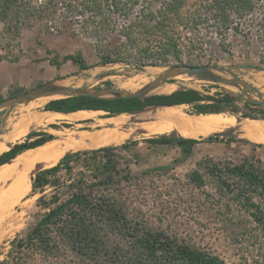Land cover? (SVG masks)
I'll return each instance as SVG.
<instances>
[{"label":"rangeland","instance_id":"rangeland-1","mask_svg":"<svg viewBox=\"0 0 264 264\" xmlns=\"http://www.w3.org/2000/svg\"><path fill=\"white\" fill-rule=\"evenodd\" d=\"M197 3V0H190V7L186 8L188 14L191 15L196 9ZM15 6L16 4L11 5L12 9L3 8L0 1V62L9 63L10 68H16L17 71V78L9 80L7 70H2V98L11 97L20 89L31 90L55 77L67 79L65 83L69 86L92 89L107 87L109 82L108 86L126 89L122 86L127 78L139 73L132 64L99 63L94 40L72 36L73 25L69 22L50 23L47 19L26 17L21 13L15 16L12 12ZM199 17L203 20L196 28V36L181 30V43L173 53L167 55L165 65H205L222 69L243 79L250 87L197 81L195 77H179L169 83L174 85L175 90L194 88L205 95H228L232 99V107H226L223 112L235 115L237 120L245 117L264 119V0H255V7L243 15L229 12L228 28L221 31L224 34L216 32L211 13L201 11ZM75 53L81 54L84 63L89 65L87 69L79 70L72 62L62 61L65 55ZM13 59L16 61H9ZM53 62L60 65L55 66ZM68 67L73 69L67 71ZM169 83L163 85L168 86ZM136 87L138 86L132 88ZM51 99L41 97L0 109V146L7 144L8 150L14 143L24 141L28 133L46 129V124H35L23 134L32 115L40 114L44 104ZM183 109L186 113L193 111L189 106ZM71 129L75 131L76 127ZM227 129L232 134L218 136L211 141H206L210 134L202 136L200 139L203 140L195 147L194 154L172 168L169 167L170 164L160 167L151 161L144 162V149L134 148L133 152L113 149L112 157L119 164V172L113 175L106 192L124 203L125 211L132 220L144 222L149 227L161 230L187 244L215 253L227 264H264L263 225L244 212L230 194L223 195L216 190L213 181L203 169L208 161L232 165L243 159L264 167V143L246 139L236 126ZM261 134L264 135V132ZM17 135L21 138L13 140ZM74 135L68 134L65 138L62 134L60 137L67 142L74 141ZM79 150H82L81 147L67 152ZM101 159L100 156L91 160L82 155L78 160H72V170L61 171L59 185L48 187L44 192H36L34 195L30 193V177L38 167L47 166L37 163L31 169L28 168L29 170L23 169L29 177L28 191L22 192L23 195H15V199L13 197L10 202H0V207H6V211L9 209L8 212H11L13 209V217L15 216L8 222L12 223L11 226L7 225L0 234V261L8 255V242L15 237L22 238L43 214V208L35 204L36 198L44 194L46 198L58 195L65 199L70 191V182L79 178L86 182L94 180L93 165ZM123 168L130 171V179L120 180V176L124 174ZM195 169H199L203 175L204 185L201 188H196L188 179V174ZM13 179L8 177L0 181V195L3 190L8 189ZM99 191L97 187L94 188V195L99 194ZM260 207L264 212V200H260ZM66 256L68 259L72 255L68 253ZM53 263L52 260L45 262L35 256L23 264Z\"/></svg>","mask_w":264,"mask_h":264},{"label":"trees","instance_id":"trees-1","mask_svg":"<svg viewBox=\"0 0 264 264\" xmlns=\"http://www.w3.org/2000/svg\"><path fill=\"white\" fill-rule=\"evenodd\" d=\"M0 1L3 8L16 4L15 10H12L15 16L21 13L26 17L47 19L50 23L69 22L73 25L72 36L94 40L101 64L120 62L132 65H165L167 55L173 53L181 43V30L196 36V28L203 20L199 17L201 11L211 13L216 32L224 34L221 31L228 28L229 12L243 15L255 7V0H197L196 9L190 15L186 11L190 7V0ZM113 39L116 41L113 42ZM62 61H70L82 70L89 67L80 53L67 54ZM53 64L60 65L58 62ZM173 81L170 79L167 82ZM20 91L22 89L16 93ZM2 99L0 95V101ZM183 103H194L190 113L195 114L219 113L226 107H232V99L228 95H205L194 88H181L169 94H154L142 99L62 97L46 102L43 110L65 113L80 109L103 110L107 116H112L141 110L146 106ZM50 126L55 127L54 124ZM216 138L209 135L206 141ZM52 139L53 136L45 132L28 133L24 141L14 143L0 153V166L10 163L23 151ZM201 140L176 136L174 133L147 139L153 144L177 145L181 148V158L173 162L170 168L186 159L192 146ZM129 144H134V141ZM121 148H128V144H122ZM113 149L115 147L103 146L66 152L52 166L38 167L32 173L30 193L34 195L59 185L61 171H71L72 160H78L82 155L91 160L102 157L100 162L93 165L94 180L86 182L79 178L70 182V191L65 199L58 195L46 198L44 194L36 198L35 204L43 208V214L22 238L15 237L8 242V255L0 264H23L35 256L45 262L52 260L53 264H227L215 253L187 244L128 216L124 203L106 192L113 175L119 172V164L112 157ZM203 169L216 190L223 195L230 194L244 212L264 228V212L260 207V200H264V167L243 159L232 165L208 161ZM122 170L124 174L120 180L130 179V171ZM188 179L196 188L204 185L199 169L192 170ZM96 187L100 193L94 195ZM68 253L72 256L67 259Z\"/></svg>","mask_w":264,"mask_h":264},{"label":"bare ground","instance_id":"bare-ground-1","mask_svg":"<svg viewBox=\"0 0 264 264\" xmlns=\"http://www.w3.org/2000/svg\"><path fill=\"white\" fill-rule=\"evenodd\" d=\"M164 69H165L164 67H146L145 70L149 74L148 77L145 76V74H142V72H139L137 75L130 76L129 78H127L126 83L124 82L122 87L126 88L127 90H130V91L135 90L136 88L140 87L142 84H144L148 80H150L152 78V76H154L155 74L161 73ZM211 72L217 74L221 78H231L232 77V73L225 71V70L213 69ZM150 74H152V75H150ZM179 77L189 79V77H185L183 75L174 76L173 79H176ZM66 80L67 79L57 80L56 84L69 86L65 83ZM167 81L168 80L158 84L157 86H155L154 88L149 90L148 93H152V94H169V93H171L172 91L175 90V87L173 84H169L168 86L163 85ZM197 81H200V80H197ZM259 81H261V80H259ZM135 86H138V87L132 88ZM130 87L132 89H130ZM58 96L59 95H50V96H45L44 98H56ZM87 111L86 112L83 110L77 111L76 113L69 114V115H66V114L62 115V114H56L55 112L52 113V112L43 111L40 114H33L32 115L30 126H31V128L33 126H35V124L42 126L45 124L55 122L56 120L59 121V119H62V118L74 120L77 118H85V117H89V116H98V114H99V112H87ZM186 112L184 111L182 105L157 108L154 110L155 116L157 118H159L161 121L165 120L166 122L160 123L156 127L155 126L147 127L146 131L149 134L162 135V134H168V133L170 134L171 130H173V131L176 130V132L180 136L188 137V138L189 137L198 138L199 136H202V135H208V134H211L213 132L223 130V128L227 129L228 127L236 126V129L246 139H248L252 142L264 143V135L261 134L264 132V119H250V117H249V119H246V117H245L244 119L237 120L235 115L226 114L224 112L223 113H218V112L217 113H205V114L201 113V114H193V115H190ZM124 116H126V115L123 114V115H120L119 117H117L116 122L117 121L120 122V121L124 120L125 119ZM139 121H141V120L139 119ZM101 123H103V122H101ZM132 127L134 128V126H132ZM66 131L69 135L78 134L80 136V138L75 139L74 141L64 142L60 136L62 134H65V133H63L60 130H55L54 135L56 137L53 138L52 140L45 142L44 144L37 146L35 148L25 150L21 154L17 155L13 159V161H11L10 163H6V164H3L0 166V181H3L4 179H6L8 177L14 178L13 182H11V184L8 185L9 186L8 189L5 191L3 190V193H1L0 202H3V203H5L7 201L10 202V200L13 197L15 199V195L17 196L20 193L22 194V192H24L25 190L28 191L27 189L29 188V182H28L29 177L25 175V173L23 172V169H24V171H26V169H28V168L31 169L30 167L37 164V163H43L47 167H49V166H52L53 164H55L63 156V154L69 150H73V149H76L78 147H86L87 148V147H90V146L95 145L97 143L107 144V143L113 141V139H111L109 136H103V137L98 136V137H96V133H93V132H81V131L78 132V131H73L69 128L66 129ZM23 134H25V131H23ZM122 135H124V134H122ZM20 138H21V136L14 137L13 140H18ZM115 143L116 142H114V144ZM6 145L0 146V153H2L3 151H5L8 148V146H6ZM21 168H22V171H21ZM7 180L10 181V179H7ZM2 184H5V183L2 182ZM12 207H13V205H12ZM5 209H6V207L5 208L0 207V234H1V232H3L4 228L7 225L11 226L12 223H8V222L13 220V218L15 217V216L13 217V213H12L13 209L11 210V212H8L9 209L7 211Z\"/></svg>","mask_w":264,"mask_h":264},{"label":"crops","instance_id":"crops-1","mask_svg":"<svg viewBox=\"0 0 264 264\" xmlns=\"http://www.w3.org/2000/svg\"><path fill=\"white\" fill-rule=\"evenodd\" d=\"M10 67L11 66L9 65V63L8 64H2L0 62V79L2 77L1 74L3 73V71H2L3 69L7 70V72L9 73V74H7V78H10L9 80L17 78L16 68H14L12 70ZM72 69H73L72 67L66 68L67 71H70ZM78 69H79V67H78ZM79 70H82V69H79ZM49 73H51V72H49ZM57 78H60V77H55V79H57ZM166 83H169V82H166ZM169 84H172V83H169ZM193 104L194 103H189V104L188 103H183V104H178V105H182L183 107H187V106L191 107ZM170 106H177V105H162V106H155V107L154 106H146V107H144L141 110H135V111H132V112H122V113H118V114H115V115H112V116H107V112L103 111V110L80 109V110H76V111H72V112H66V113L65 112H57V111H47V112H52V113L55 112L56 114L69 115V114H74L77 111H82L83 110V111L86 112L88 110L87 112H99V114H98V116H89V117H85V118H77V119H74V120L67 119V118H62V119H59V121L56 120L55 122L46 124V126H47L46 129H41V130H38V131L51 134L53 136V138H55L56 136L54 135V131L55 130H60L63 133H65V134H63V137L65 136V138H66L67 135H68L66 129H68V128L71 129V128H73L75 126L76 127L75 131H78V132H80V131L81 132H93V133H96V137H98V136L99 137L109 136L111 139H113L112 142H109L107 144L97 143V144L92 145V146L87 147V148L86 147H81V149L83 148L82 150H85V149H96V148L103 147V146L115 147V149L118 148V149H121L124 152H130V151L133 152L134 148L139 149V150L144 149V154H145L144 162L151 161V162L155 163V166L164 167V166H167L168 164L171 165L173 162L178 161L181 158V154H182L181 153V148L179 146H177V145H167V144H157V143L153 144V143L148 142L147 141L148 138L157 137L158 134H149L146 131V129H147V127H151V126H155L156 127L160 123H165L166 122L165 120L161 121L159 118H157L155 116L154 110L157 109V108L170 107ZM43 111H45V110H43ZM123 114L126 115V116H124L125 119L120 121V122H118V121L116 122L117 117H119L120 115H123ZM193 114H195V113H193ZM198 114H201V113H198ZM139 119L141 121H139ZM30 122H31V120L29 121V124L26 125L25 128H24L25 133L31 128ZM101 122H103V123H101ZM50 124H54L55 127H51ZM64 124H66V126ZM132 126H134V128ZM170 133H174L176 136H180L176 132V130H174V131L171 130ZM122 134H124V135H122ZM202 136H204V135H202ZM202 136H199L196 139H200ZM181 137H183V136H181ZM78 138H80V136L78 134H75L74 139H78ZM184 138H188V137H184ZM189 138H191V137H189ZM131 141H134V144H129ZM114 142H116V143L114 144ZM124 143L128 144V148H121V145L124 144ZM198 144H200V142L195 143L192 146L191 153L189 154V156L186 159L181 161V163L186 161L189 157H191L194 154V149H195V147Z\"/></svg>","mask_w":264,"mask_h":264},{"label":"water","instance_id":"water-1","mask_svg":"<svg viewBox=\"0 0 264 264\" xmlns=\"http://www.w3.org/2000/svg\"><path fill=\"white\" fill-rule=\"evenodd\" d=\"M122 64L128 65V63H122ZM135 67L137 72H142V74H145V76L147 77L149 76V74L145 70L146 67H164L165 69L161 73L152 76V78L148 80L146 83H144L140 88L132 91L127 89L117 88L114 86L89 89L86 87L57 85L56 81L63 79V78H57L51 81L38 84L31 90H24L11 97L3 98L0 101V109L10 108L19 103H27L37 98L50 96V95H59L56 98L71 97V96H87L92 98H109V99L130 98V97H136L142 99L144 97L153 95L152 93H148L149 90H151L158 84L165 82L166 80L173 79V77L177 75L195 77L198 80L217 82L225 85L237 86L242 84L244 88L250 87L246 81L237 77L234 74H232L231 78H221L217 74L211 72L213 69L216 68H210L205 65H185V64L135 65ZM56 98H52V99H56ZM189 114L193 115V113H189ZM230 134H232L231 130H224V131L213 132L210 135H213L215 137L218 136L222 137V136H228Z\"/></svg>","mask_w":264,"mask_h":264}]
</instances>
